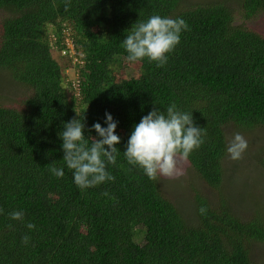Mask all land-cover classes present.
Listing matches in <instances>:
<instances>
[{
    "label": "trees",
    "instance_id": "trees-1",
    "mask_svg": "<svg viewBox=\"0 0 264 264\" xmlns=\"http://www.w3.org/2000/svg\"><path fill=\"white\" fill-rule=\"evenodd\" d=\"M229 2L70 0L66 10L65 0H0L1 77L30 91L15 106L0 101V264H264L253 256L264 244L262 212L253 206L243 218L224 190L226 129H264V34L247 25L264 0ZM153 15L183 18L190 29L163 67L129 62L122 47L133 25ZM66 40L82 64L63 53ZM173 103L206 131L187 160L219 201L195 194L193 219L123 153L141 118ZM106 112L121 137L107 167L115 181L80 189L59 133L80 119L91 144ZM13 211L24 220L11 219Z\"/></svg>",
    "mask_w": 264,
    "mask_h": 264
},
{
    "label": "clouds",
    "instance_id": "clouds-1",
    "mask_svg": "<svg viewBox=\"0 0 264 264\" xmlns=\"http://www.w3.org/2000/svg\"><path fill=\"white\" fill-rule=\"evenodd\" d=\"M70 6V0H65V9ZM187 30H190L189 25L183 18L153 15L133 25L122 41V47L128 54L129 62L147 59L155 62L157 67H163L168 63L169 54L174 53L180 44L182 31ZM105 116L107 127L100 123L93 125L98 138H91V144L85 136V124L80 119L65 122L64 130L59 133L63 141V160L73 171L74 182L80 189L115 181L107 167L116 164L120 152L116 145L120 144L121 137L116 134L118 121L111 113L106 112ZM205 136L206 131L195 124L192 113L179 110L174 103L167 107L166 113L153 107L134 126L123 153L128 163L142 169L150 180L157 181L161 176L179 178L183 175L180 162L186 161L193 151L205 143ZM247 148V141L236 133L227 151L233 160H239ZM50 171L58 178L64 175V170L54 165ZM200 212L206 214L207 208L202 206ZM9 216L13 220H24L22 211H13ZM26 227L34 230L36 226L29 222ZM30 240L28 235L22 237L24 244Z\"/></svg>",
    "mask_w": 264,
    "mask_h": 264
},
{
    "label": "rangeland",
    "instance_id": "rangeland-1",
    "mask_svg": "<svg viewBox=\"0 0 264 264\" xmlns=\"http://www.w3.org/2000/svg\"><path fill=\"white\" fill-rule=\"evenodd\" d=\"M234 0H226V2ZM222 3L223 0H185L187 5L204 4V3ZM229 2V3H230ZM242 23V20L239 21ZM252 29L264 34V13L247 22ZM68 45V55H71L73 62H79L81 57L74 55V48L70 40ZM128 73L137 75L138 71L133 68H127ZM68 79L74 81V85L78 86V78L72 69H66ZM0 72V101L6 106H15L20 99L26 98L30 93L28 89L16 84L8 77H1ZM66 82H64L66 86ZM67 87V86H66ZM236 133H239L247 141L248 148L243 154V158L233 160L228 155L227 174L225 176L224 190L229 200L227 207L236 209L243 218H249L252 215V208L255 206L264 216V167L259 166V161L255 156L262 154L264 157V129L257 128L249 131L238 130L234 126L226 129L227 140L230 144ZM179 167L183 171V175L179 178L160 177L162 191L164 195L177 206L181 207L186 218L193 219V204L195 194H202L210 198L215 203H219L217 192L210 188L197 173L192 169L188 160L181 161ZM258 201V202H257ZM257 202L256 204H253ZM142 238V236H141ZM254 257H259L264 261V244H259L253 251Z\"/></svg>",
    "mask_w": 264,
    "mask_h": 264
},
{
    "label": "built area",
    "instance_id": "built-area-1",
    "mask_svg": "<svg viewBox=\"0 0 264 264\" xmlns=\"http://www.w3.org/2000/svg\"><path fill=\"white\" fill-rule=\"evenodd\" d=\"M66 42L68 43L69 41L68 40H66ZM70 42H71V40H70ZM72 43V42H71ZM73 45V44H72ZM74 48V47H73ZM63 53L65 54V53H68V50L67 49H65L64 51H63ZM73 53H74V51H73Z\"/></svg>",
    "mask_w": 264,
    "mask_h": 264
}]
</instances>
